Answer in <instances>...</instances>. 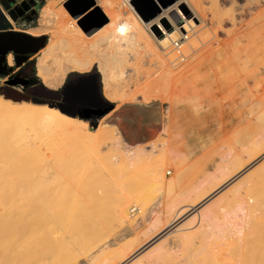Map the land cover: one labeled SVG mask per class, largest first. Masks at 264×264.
<instances>
[{
  "label": "bare ground",
  "instance_id": "bare-ground-1",
  "mask_svg": "<svg viewBox=\"0 0 264 264\" xmlns=\"http://www.w3.org/2000/svg\"><path fill=\"white\" fill-rule=\"evenodd\" d=\"M62 1L64 0H48L40 11L36 26L24 31L33 37L48 36L46 45L36 55L35 61L36 77L46 89L57 90L70 72L85 74L95 67L101 77L102 94L110 102L130 101L133 98L127 93L130 85H142L145 92L155 93V98L168 105L167 130L176 129L174 120H178V115L202 113L208 107L209 96L204 88L216 79L218 71L213 67L217 65L219 51L211 48V38L206 35V29L201 32L194 31V38L188 40L189 31L194 28H197V31L201 29L199 26L203 21L204 10L200 0H176L166 9H161L160 13L148 22H144L135 12L131 4L134 0H91L92 5L77 18L61 7ZM247 2L245 1V4ZM217 4L218 0H215L213 5ZM245 4L240 8L242 14H246ZM252 4L257 5L258 0H254ZM100 13L103 18L101 17L99 23H105L88 35L80 27V20L92 14L100 16ZM219 21L216 23H220ZM5 26L0 27V31ZM221 26H217V29L220 30ZM251 29L254 31L258 27ZM235 40L236 37H232L230 42ZM259 49L260 46H256L254 54L257 56ZM171 52L175 53L177 63L185 61L186 53L190 55L193 64L185 70L175 67ZM238 57L235 55L231 62L236 63ZM7 63H12L10 55ZM151 65H155L154 70L150 69ZM203 70H206V73L201 74ZM189 72L200 77H196L198 81H194L192 87L189 86L190 90L185 86L186 96L182 98V76ZM201 85L204 88H201ZM83 121L66 117L55 108L11 101L0 95V184L5 187L4 192H0V228L8 226L10 234L15 232L12 236L20 232L28 236L37 235L34 243L22 248L27 264H64L72 252L79 248L76 246L83 243L88 236L82 229L71 230L72 228L63 226V219L52 217L54 209L66 204L59 190V185L64 180L66 162L59 160L52 163V159L48 157L60 148L63 153L64 137L72 139L79 148H89V155L92 152L94 156L99 154V144H108L113 148L119 146V140L111 130L104 126L91 132L86 121ZM33 138L36 141L32 140ZM36 143L45 147L44 152L37 153L38 150H32L40 148ZM169 148L170 152L175 150L171 145ZM224 157L228 155L225 154ZM260 159H264V147L261 153L252 154L245 164L198 183L196 189L183 195L186 198L181 201L184 205L168 221L164 223L162 218H154L133 244H125L119 251H100L93 256L89 264H180L172 257L166 240L156 242L154 246L162 244L154 247L151 252L147 246L149 247L162 233L166 237L178 231L182 224L175 227V222L186 213L192 214L189 224L196 221L200 225L201 230L197 232L200 237H203L207 230L213 229V235H220L224 230L217 221L228 216L230 218L226 235L228 238L235 236V243L233 238H230L232 241L226 249L210 247L209 255L213 257L210 264H264V239L258 244H253L247 256H244L243 252V249L249 247L254 236L261 232L256 221L257 215L264 210V161L258 164ZM44 161L46 163L43 165ZM252 171L257 173L255 178L250 174ZM94 181L82 183L84 195L98 191V185ZM231 184L236 185L238 192L242 190L237 194L239 197H232L234 200L226 202L229 198L225 199L222 195L224 189ZM70 186L72 189L73 185ZM252 191H255V197L246 199ZM3 193L9 198V205L3 202ZM125 198L127 201L128 197ZM125 201L117 202L116 210L121 219L125 211L124 206L130 204L123 206ZM136 201L133 203L137 205ZM231 202L233 204H230ZM134 204L133 206H136ZM130 206L128 208H131ZM174 207V203L166 204L168 212L173 211ZM22 209L30 211L31 214L32 210H36L39 215L36 218H28L22 215ZM238 219V224L234 223ZM73 221V217H70L69 222ZM14 224H20L21 228H13ZM222 251H226L227 257L219 259L217 256L222 254Z\"/></svg>",
  "mask_w": 264,
  "mask_h": 264
},
{
  "label": "rangeland",
  "instance_id": "rangeland-1",
  "mask_svg": "<svg viewBox=\"0 0 264 264\" xmlns=\"http://www.w3.org/2000/svg\"><path fill=\"white\" fill-rule=\"evenodd\" d=\"M47 1L44 0L39 4L35 17L29 18L28 22L12 24L13 29L17 32H24L36 26L40 11ZM66 1L61 2L62 8ZM200 1L204 10L203 21L199 26L201 29L197 31V28H194L189 31L188 40L194 38V31L201 32L206 29L205 33L209 36L207 37L211 38V41L209 40V43H212L211 48L219 51L217 65L213 67L218 71L216 79L210 81L206 88L201 85L209 96V104L205 111L180 114L177 117L178 120H174L177 130L175 128V130H167L168 105L155 98V93L145 92L142 85H130L127 90V93L133 96L130 101L110 102L107 100L113 104V109L108 114L100 120L95 118L84 120L91 132L104 126L107 130H111L119 140L118 147L99 144V154L94 156L92 152L89 155V148L83 146L79 148L72 139L64 137L66 150L63 148V153H61L60 148L48 155L52 163L59 160L66 162L64 180L59 185L66 204L54 209L51 215L54 219L57 217L63 219L64 221H61L63 226L75 231L82 229L85 235H88L83 243L76 246L79 248L72 252L64 264H89L93 256L100 251L108 249L119 251L123 245L133 244L154 218L160 217L165 223L178 209L182 208L184 203L181 201L186 199L183 195L196 189L198 183H202L208 177L217 176L220 172H230L240 164H245L252 154L262 152L264 147V29H262L264 21L261 20H264V0H258L255 6L252 4L254 0H218L217 5H213L215 0ZM245 1L248 2L245 4ZM242 4L247 6L245 7L246 14L240 12ZM258 14H261L259 15L261 18ZM101 17L103 18L101 13L100 16L94 15L89 21L90 26L96 25L99 19L101 21ZM84 18L86 17L82 19ZM82 19L80 21H83ZM217 20H220V23L217 24ZM220 24L222 31L217 29ZM256 26L258 29L253 31L251 28ZM10 29L12 31V28ZM44 37L47 41L48 36ZM232 37H236L234 42H230ZM258 45L260 49L257 56L254 52ZM38 53L30 57V61L34 63L32 73L28 78L30 85L42 83L36 77L35 71ZM171 55L172 60L174 59L173 64L177 68L185 70L193 64L190 55L186 53L183 63L176 62L175 53L171 52ZM235 55L239 57L236 63H232L231 60ZM10 58L12 61L10 66L7 61L6 64L15 72L14 59L11 55ZM26 64L29 63L26 62ZM150 69L154 70L155 65H151ZM203 72L206 73V70H203L201 74ZM73 73L76 72L68 73L63 83ZM11 76L13 75H0V87H4L5 81H9ZM196 77L199 78L200 75L196 76L192 72L182 76L180 93L182 98L186 96L185 86L190 90L189 86L192 87L193 83L198 81ZM63 83L57 90L62 87ZM15 89L22 91L23 88L17 85ZM1 96L4 98L3 95ZM24 102L35 104L31 100ZM35 105L47 106L46 104ZM72 119L79 120L77 117ZM32 140L36 141L34 138ZM170 145L175 150L172 149L173 151L170 152V148L168 149ZM36 146L40 148L32 150H38L37 153L44 152V146L40 143H36ZM225 154L228 157H224ZM262 160L264 161L260 159L257 163L261 164ZM42 163L44 165L46 161ZM191 171L193 173H190ZM250 174L254 178L257 175L253 171ZM89 180L90 182L97 180L94 183L98 185V191L87 196L83 194L82 183H90ZM211 180L213 181V178ZM70 185H73L72 189ZM1 190L3 192L5 190L2 184H0V192ZM224 191L222 196L225 199L229 198L226 202L239 197L234 184L225 188ZM255 195V191H252L246 199L250 196L255 197ZM125 197L129 199L125 201ZM132 199L137 202V205ZM119 201H125L123 206L130 203L127 207L124 206L122 219L116 210ZM3 202L10 204L9 198L6 197L3 198ZM167 203L175 204L173 211L168 212ZM129 206L137 211L130 213ZM22 212V215L28 218L31 216L36 218L39 215L36 210H32L34 215L25 209H22ZM70 217H73V222H69ZM191 217V213L181 215L175 222V227L182 224L179 230L166 237L164 233L158 235L150 246H147L148 250L153 251L154 247L162 243L156 246L154 244L164 239L167 241L166 245L172 257L178 263L210 264L213 259L209 255L210 247L217 246L226 249L232 240L235 243V236L232 239L226 235L229 216L217 221V224L223 228V233L217 236L213 235L214 229L207 230L204 232L205 237L197 234L201 227L196 221L189 224ZM235 221L234 223L238 224L239 219ZM256 221L261 232L254 236L248 248L243 249L244 256L249 254L248 250L253 247V244H258L264 239V210L257 215ZM14 227L20 229L21 225L14 224ZM12 234L8 226L0 228V264H27L22 248L34 243L37 235L28 236L21 232L16 236ZM184 236L185 239H183ZM217 257L219 259L227 257L226 251H222V254Z\"/></svg>",
  "mask_w": 264,
  "mask_h": 264
},
{
  "label": "water",
  "instance_id": "water-1",
  "mask_svg": "<svg viewBox=\"0 0 264 264\" xmlns=\"http://www.w3.org/2000/svg\"><path fill=\"white\" fill-rule=\"evenodd\" d=\"M176 0H134L131 4L135 12L144 21L155 18L161 11L172 5ZM91 0H67L63 7L74 18L81 16L90 6ZM25 9L24 11H27ZM98 14H92L82 19L80 27L88 34L97 31L105 22L90 26V19ZM100 18V17H99ZM0 31V75L6 72L5 61L11 55L17 66L26 62L27 69L33 70V61L30 57L38 53L47 43L44 36L33 37L25 32L11 30ZM6 86L0 87V94L5 99L12 101H29L35 104H46L49 108H55L60 113L72 117L87 120L95 118L100 120L113 109V104L108 102L102 94L101 77L92 69L90 73L70 74L62 87L58 90L46 89L42 83L29 87L25 93L15 89L17 85L28 87L29 82L23 80H9Z\"/></svg>",
  "mask_w": 264,
  "mask_h": 264
},
{
  "label": "flooded vegetation",
  "instance_id": "flooded-vegetation-1",
  "mask_svg": "<svg viewBox=\"0 0 264 264\" xmlns=\"http://www.w3.org/2000/svg\"><path fill=\"white\" fill-rule=\"evenodd\" d=\"M42 1L44 0H0V27L8 25L9 30H11L10 28H12V31H15V29H13L12 27V24L28 22L29 18L35 17L37 15L38 6L39 4H41ZM25 9L28 10L24 11ZM6 61L4 64L6 67V72L1 76H9V74H12L13 76H11L9 80L15 79L18 82L23 80L28 81V78L31 75L32 71L27 69L26 63L20 66H17L15 64L16 68L14 72V69H11V67H9V64V66H7ZM32 86L33 85L29 84L26 88L21 87L23 88L22 92L25 93V91Z\"/></svg>",
  "mask_w": 264,
  "mask_h": 264
},
{
  "label": "built area",
  "instance_id": "built-area-1",
  "mask_svg": "<svg viewBox=\"0 0 264 264\" xmlns=\"http://www.w3.org/2000/svg\"><path fill=\"white\" fill-rule=\"evenodd\" d=\"M135 211H137V210H135V208H132V209L130 210V213H133V212H135Z\"/></svg>",
  "mask_w": 264,
  "mask_h": 264
}]
</instances>
